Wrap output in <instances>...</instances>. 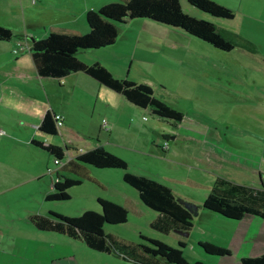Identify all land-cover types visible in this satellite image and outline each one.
<instances>
[{
  "label": "rangeland",
  "instance_id": "1",
  "mask_svg": "<svg viewBox=\"0 0 264 264\" xmlns=\"http://www.w3.org/2000/svg\"><path fill=\"white\" fill-rule=\"evenodd\" d=\"M3 1L0 5H4L8 12L4 17L0 15V24L12 27L13 38L18 36L22 39L26 28L34 33L43 31V22L51 17L50 11L44 7L54 0L39 1L38 6L42 4L44 7L36 10L29 8L30 0ZM99 1L123 3L126 0ZM212 1L229 8L234 14L232 21L202 13L189 5L187 0H179V3L182 11L190 16L199 14L220 20L216 22L219 31L235 43L242 42L235 37L238 32L242 34L243 37L239 35L241 38L248 37L254 41L258 44L261 53L251 56L258 58L261 63L248 60L249 68L241 67L243 57L235 51L238 45L228 53L207 44V51L204 52H208L210 62L203 69L199 66L193 70L188 67L178 68L171 60H162V65L171 72H166L168 77L165 82L166 93L156 88V96L166 102L174 103L184 116L216 127L222 135L221 139L225 144H230V147L233 145L237 149L258 151L261 148L259 149V141L254 135L263 134L264 140V108L260 110L262 106L260 103L256 104V107L246 104L244 96L249 94L255 96L253 98L256 100L258 98L264 100V0ZM26 7H28L27 14L23 21L22 11H26ZM154 24H157L159 28H166L167 37L180 44L178 33L169 31L177 30L176 28ZM242 44L246 53L252 50L250 44L245 42ZM166 55L175 56L170 52H166ZM154 59L153 57L152 60ZM144 67L146 70L143 68V72L148 73L149 77L165 75L156 60L153 64ZM132 70L131 75L136 73L135 77H140L138 76L140 71ZM126 75L124 74L123 77ZM141 75L144 74L141 72ZM245 78H249V85L242 82ZM93 102L94 100L90 98L86 101L80 98L73 99L70 119L82 128L84 123L81 121L88 122L89 125L84 128V131L90 134L93 140H96V135L100 134V142L106 150L126 162L128 172L154 179L169 187L176 194V200L181 198L192 203L197 209V214L192 215L193 226L188 231V236L178 235L173 230L164 232L155 228L153 225L158 218V213L141 203L137 191L123 181L124 170L121 169H100L89 166L90 175L96 181L81 180L80 184L72 186L68 190L70 195L68 200L46 201L44 197L51 191L50 180L55 179L56 166L53 159L45 165L43 160L49 158L35 148L31 149L32 155L24 154L25 148L23 146L16 148L19 142L17 141L14 145L10 136L6 137L3 132V134L0 133V264H37L38 261L44 264L50 261L51 257L55 260L47 264H143L147 261L166 264L163 259L143 251V247L151 246L148 239H155L180 249L183 257L189 262L198 260L204 264H241V257L261 254L257 250H261L260 247L264 244V229L254 231L250 224L238 225L239 223L202 207L208 193L203 183H209V176L208 179L203 176L197 178L198 181L203 182L199 183V187L192 186L186 180L179 178L183 172L182 169L162 160L164 157L162 153L165 152L167 144L163 143L162 134L159 131L163 126L161 121H158L160 123L156 133L151 129L155 115L149 110L141 112L140 116L118 111L120 115L119 120L117 119V128L110 142L105 143L108 133L100 127V122L104 119L109 125L111 124L104 114H100L104 110H97L100 109V103L93 108L95 105ZM94 109L96 110L93 113ZM142 115L146 118L145 124L151 128L146 129L140 125L143 123ZM165 128L168 131L170 126L166 125ZM60 136L49 137V139L59 143ZM9 146H13V149ZM183 146L175 144L171 147V152L176 151L179 154L184 149ZM169 157L174 159L172 154ZM32 160L37 162L38 168L46 166L43 176L37 180H27L30 172H26L23 167L27 166L29 170ZM70 177L77 179L75 176ZM203 178L206 180L204 181ZM98 198L115 202L127 212L126 222L117 225L105 224L103 227L108 237L109 252L89 249L81 239H73L53 231L39 230L29 219L32 215L47 217L49 212L67 217H77L86 210L100 213L96 200ZM254 236L258 238L255 239ZM199 241L223 245L221 247L230 249V254L223 256L208 254L198 245ZM61 256L64 257L57 260Z\"/></svg>",
  "mask_w": 264,
  "mask_h": 264
},
{
  "label": "crops",
  "instance_id": "2",
  "mask_svg": "<svg viewBox=\"0 0 264 264\" xmlns=\"http://www.w3.org/2000/svg\"><path fill=\"white\" fill-rule=\"evenodd\" d=\"M39 1L42 2L44 0H30L28 4L29 8L33 10L43 8L42 4L38 6L37 3ZM0 2L3 3L4 1L0 0ZM47 2L50 1L47 0ZM104 4L106 3H101L99 0H54L44 7L50 11L51 17L43 22V33H40V31L36 33L30 32L26 28L22 39L18 38V36L17 38H13L12 36L9 40L0 39V130L4 132L3 135L6 137L10 136L9 138H11V141H14V145L18 141L19 144L16 148L23 146L25 148L24 154L32 155V148L41 151L42 155H46L49 158L42 159L45 165L53 158L45 150L33 144V141L43 146L54 145L60 147L64 153V160L71 158L73 153H78L73 150H66L65 141L60 136V132L57 135H47L39 131V123L47 111L62 118V127H68L81 135L83 142L70 145V147L78 148L79 152H83L97 146H103V143L99 140L100 134L96 135V140H93L91 135L84 131V128L89 125L88 122L81 121L84 123V127L82 128L78 123H74L70 119L69 115L73 106V99L80 98L86 101L87 98H90L94 100L93 104L95 105L93 108L98 105L97 103H100V109L97 110H104L100 114H104L111 124L109 125L105 120L107 123V129H105L102 127L104 119L100 122V127L107 130L108 133L105 143L110 142L117 128L118 116L120 115L118 111L140 116L141 112L149 110L148 108L142 109L132 105L123 96L101 85L98 81L83 72H74L62 78H51L40 76L35 69L28 49L30 38L40 39L45 37L49 32L66 35L85 34L88 32L84 17L86 11L91 9L96 10ZM27 9L28 7H26V11H22L23 21H25ZM7 12L5 6L0 5V15L4 17L7 15ZM191 15L192 17L213 22L218 29L216 22L220 20H215L205 15ZM31 16H33L32 13ZM154 23L144 19L126 21L120 25L119 34L112 46L96 51L83 52L78 55V58L86 64L94 62L102 64L116 78H127L138 83H145L152 88L154 95H156V88L165 94L167 90L165 82L168 79L166 72L171 71L162 65V60H171L178 68L188 67L190 70H193L198 66L202 69L207 67L210 58L207 56L208 52H204L207 51V43L205 44V42L187 35L180 29L169 30L178 33L180 44L176 43L167 37L168 30L166 28H159ZM0 26L11 30L14 35L12 27H7L3 24H0ZM239 35L242 36L238 32L235 34V37L239 38V41L242 42L238 44L235 51L243 57L241 59V67L249 68L248 60H252L253 63H261L258 58L251 56L261 53L258 44L248 37L241 38ZM244 42L252 46V50L249 51L251 53L248 51L246 53V50H243L242 43ZM19 45H22L23 48L19 49ZM166 52H170L175 56L169 57L166 55ZM153 57L155 58L154 60H152ZM155 60L159 62L162 72L165 73L162 77H149L148 73L143 72V68L146 70L144 66L153 64ZM132 69H134V72L140 71V75H138L140 77L136 78V73L131 75ZM141 72L144 75H141ZM124 74L127 75L123 77ZM249 78H245L242 82L249 85ZM248 91L252 92L251 90ZM253 97L255 96L245 95V103L253 107H256V104L260 103L262 104L260 110L263 109L264 100L259 98L256 100ZM167 102L180 110L174 103ZM95 110H93V113ZM143 118L145 116L142 115L141 120L143 123H140V125L146 129L151 128L145 124L146 118ZM158 121L163 123L159 131L162 134L163 143L167 144L165 152L162 153L164 156L162 160L182 169L183 172L179 175V178L186 180L192 186L199 187V183L202 184L203 182L198 181L197 178L203 176L208 179L209 176V183H203L205 188L208 189L206 196L210 193H217L221 196L247 203L255 209L264 212V188H262L264 186L263 134L254 135L259 141V149H261L258 151H246L244 149H237L233 145L230 147V144L226 143L227 146L223 139H221L220 136L222 135L219 134L216 127L197 122L193 118L184 116L182 121L173 123L155 116L151 125V129L155 133L159 125L158 123H160ZM166 125L170 126L168 131L165 128ZM4 130H6L7 134ZM58 135L61 138V144L49 139V137ZM8 139L4 140L7 141ZM175 144L184 145V149L179 154L176 151L171 152V147ZM9 147L13 149V146ZM34 153L37 155L36 151ZM10 154L12 155V151ZM170 154H172L173 160L169 159ZM45 165L38 168L37 162L32 160V166H29V170L27 166H23L26 172H30L27 180H37L42 177ZM203 179L204 181L206 180L205 178ZM49 188L52 191V180H50ZM32 216L29 217L30 220ZM234 221L239 223L238 225L250 224L253 226L254 231L264 229V222H261L264 221V218L255 215L246 214L240 220ZM254 237L255 239L258 238L257 236ZM260 248L261 250H257V252L259 254L264 253V244ZM225 249L230 251L228 248ZM63 257H58L57 260ZM54 260V257H51L50 261L44 264ZM37 264L42 263L38 261Z\"/></svg>",
  "mask_w": 264,
  "mask_h": 264
},
{
  "label": "trees",
  "instance_id": "3",
  "mask_svg": "<svg viewBox=\"0 0 264 264\" xmlns=\"http://www.w3.org/2000/svg\"><path fill=\"white\" fill-rule=\"evenodd\" d=\"M196 10L218 19L231 20L233 12L212 0H187ZM88 32L82 35H66L49 32L40 39L30 38L29 52L37 73L43 77L62 78L74 72H83L98 81L101 85L123 96L129 103L150 112L166 121L178 123L182 121V111L154 95L152 88L145 83L124 78H116L106 67L98 62L86 64L78 58L83 52H91L110 47L114 44L119 27L126 21L144 19L180 29L187 35L210 44L214 48L230 52L238 44L227 35H223L213 22L192 17L184 13L179 0H126L123 3L109 2L96 10H88L85 15ZM13 36L11 30L0 26V39L9 40ZM55 114L46 112L38 129L47 135H57L59 132L65 141L66 150H73V156L64 160L63 150L54 145L43 146L33 141L45 150L58 169L54 171L52 191L45 196L46 201H65L70 198L68 190L80 184L81 180L96 181L90 175L89 166L94 168H114L124 170L123 181L137 191L141 203L158 213L154 227L169 232L178 229L188 232L192 224V214L176 201L172 190L160 182L135 175L126 170V162L117 155L107 151L103 146L79 152L70 145L83 142L76 131L68 127H56ZM70 176H75L73 179ZM264 188V186H262ZM101 212L84 211L77 217H67L54 212L48 216L33 215L31 222L39 230L53 231L73 239H81L92 250L109 252L108 237L104 225H117L126 222L127 212L119 204L104 198L96 199ZM202 207L230 220H240L244 215L251 214L264 218V212L254 207L217 193H210ZM151 246L143 247V251L153 257L163 259L166 264H204L201 261L189 262L182 251L170 247L161 241L148 239ZM181 246L182 243H179ZM198 245L208 254L228 255L230 251L208 241H199ZM241 264H264V253L240 259ZM143 264H157L147 261ZM165 264V263H162Z\"/></svg>",
  "mask_w": 264,
  "mask_h": 264
},
{
  "label": "water",
  "instance_id": "4",
  "mask_svg": "<svg viewBox=\"0 0 264 264\" xmlns=\"http://www.w3.org/2000/svg\"><path fill=\"white\" fill-rule=\"evenodd\" d=\"M176 201H178V203L182 205L186 210H188V212L191 213L192 215L193 213L197 214V209L192 203L187 202L181 198H178ZM173 232L181 236H188L189 234V232H184L178 229H173Z\"/></svg>",
  "mask_w": 264,
  "mask_h": 264
},
{
  "label": "built area",
  "instance_id": "5",
  "mask_svg": "<svg viewBox=\"0 0 264 264\" xmlns=\"http://www.w3.org/2000/svg\"><path fill=\"white\" fill-rule=\"evenodd\" d=\"M20 48H23V46L19 45V49ZM14 52H16V50H14ZM54 118H55V121H56V127L57 128H61L62 127V118L59 115H56V114H55ZM143 119H145V118H143ZM102 127L107 129V123L105 122V120L102 121ZM0 133L3 134V131L0 130ZM54 163H55L56 170H57V167H59L58 166L59 163L56 160H54ZM50 173H51V171H50ZM263 176H264V171H263Z\"/></svg>",
  "mask_w": 264,
  "mask_h": 264
}]
</instances>
